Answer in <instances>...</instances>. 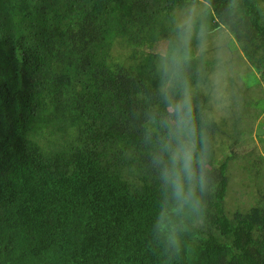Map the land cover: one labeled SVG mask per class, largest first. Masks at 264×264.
Returning <instances> with one entry per match:
<instances>
[{
    "label": "trees",
    "instance_id": "1",
    "mask_svg": "<svg viewBox=\"0 0 264 264\" xmlns=\"http://www.w3.org/2000/svg\"><path fill=\"white\" fill-rule=\"evenodd\" d=\"M200 2L184 69L194 91L217 64L197 48L220 29L264 78V0H0V264H264V191L246 212L224 200L234 163L255 165L232 146L245 119L228 131L206 93L193 98L207 138L203 206L158 223L159 65L177 11Z\"/></svg>",
    "mask_w": 264,
    "mask_h": 264
},
{
    "label": "clouds",
    "instance_id": "2",
    "mask_svg": "<svg viewBox=\"0 0 264 264\" xmlns=\"http://www.w3.org/2000/svg\"><path fill=\"white\" fill-rule=\"evenodd\" d=\"M185 19L176 26V37L161 57L159 94L165 112L152 119L163 129L159 151L153 163L164 193L158 223L167 227L173 217L181 219L200 212L203 193L209 184L207 138L194 114V89L184 69L192 60L195 9L185 10ZM203 43V29L197 34ZM169 239L175 243V235Z\"/></svg>",
    "mask_w": 264,
    "mask_h": 264
},
{
    "label": "rangeland",
    "instance_id": "3",
    "mask_svg": "<svg viewBox=\"0 0 264 264\" xmlns=\"http://www.w3.org/2000/svg\"><path fill=\"white\" fill-rule=\"evenodd\" d=\"M190 8H194L195 15L198 14V16H201V12L205 9L201 2ZM177 14L181 21H184L185 10H178ZM220 30L197 48V51L202 52L205 49L206 57L217 61V64L212 74H209L210 80L206 81L207 85H200L198 89L201 91L195 89L194 92L209 95V116L216 120L224 118L228 131H232L237 114H242L245 119V122H242V126H240L245 128V131L243 134L236 133L232 146L240 148L242 153L248 155L250 161L254 159L255 165L250 166L246 160L241 158L239 162L234 163L237 167L232 168L228 173L229 184L224 200L226 208L230 211H233L231 209L237 206L236 208L246 212L256 203L258 191H264V149L262 147L264 146V125H259L264 119V107L258 109L252 106L246 110L241 101L247 97L262 102L264 99V78L253 68H246L249 65L242 58V48L239 44H236L234 49L226 47L230 36L224 29ZM240 76H242L244 84ZM256 113H258L257 116ZM258 137L262 139L261 142ZM219 140L231 142L226 136H222ZM246 165L253 168L252 172L243 170ZM255 168L260 169L261 173L256 175ZM248 180L252 182H248Z\"/></svg>",
    "mask_w": 264,
    "mask_h": 264
},
{
    "label": "bare ground",
    "instance_id": "4",
    "mask_svg": "<svg viewBox=\"0 0 264 264\" xmlns=\"http://www.w3.org/2000/svg\"><path fill=\"white\" fill-rule=\"evenodd\" d=\"M14 167V166H13ZM69 176V175H68Z\"/></svg>",
    "mask_w": 264,
    "mask_h": 264
}]
</instances>
